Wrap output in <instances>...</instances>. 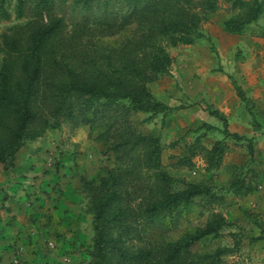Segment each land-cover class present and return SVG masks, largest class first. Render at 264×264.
Instances as JSON below:
<instances>
[{
	"label": "trees",
	"instance_id": "trees-1",
	"mask_svg": "<svg viewBox=\"0 0 264 264\" xmlns=\"http://www.w3.org/2000/svg\"><path fill=\"white\" fill-rule=\"evenodd\" d=\"M218 0H0V21H16L0 31V164L14 168L16 154L28 142L61 124L92 127L104 123L108 151L117 162L97 180H82L91 213L88 264H220L233 247L201 251L204 238H217L229 224L211 212L201 227L174 241L146 240L156 217L170 218L197 196H208L201 184L174 190L178 179L161 162L158 136L140 133L131 122L136 113L145 121L170 107L157 100L148 83L169 74L167 47L207 39L201 30L218 9ZM237 13L222 22V30L242 34L264 15V0H224ZM122 36L113 44L101 38ZM95 40V41H94ZM216 54V52H215ZM212 71L222 73L221 67ZM249 116L250 100L231 75L225 74ZM202 124L193 132L218 131L222 137L204 152L207 170L218 167L225 140L244 141L250 158L253 138ZM189 154L176 158L191 166ZM243 189L233 178L229 190ZM264 229L252 241L263 238Z\"/></svg>",
	"mask_w": 264,
	"mask_h": 264
},
{
	"label": "rangeland",
	"instance_id": "rangeland-1",
	"mask_svg": "<svg viewBox=\"0 0 264 264\" xmlns=\"http://www.w3.org/2000/svg\"><path fill=\"white\" fill-rule=\"evenodd\" d=\"M217 4L216 12L201 26L207 39L167 47L169 74L148 83L157 100L177 109L149 121H145L147 113L131 116L140 133L159 137L165 171L178 179L174 190L194 183L209 193L195 197L168 219L156 217L146 240L151 244L174 241L217 212L229 224L219 237L202 239L196 249L233 247L220 264H264V233L261 240L252 241L264 229V15L242 34L232 35L222 30V22L237 10L224 0ZM24 21L12 16L0 21V31ZM121 37L101 41L113 44ZM250 38L257 39L253 47L247 44ZM218 67L222 73L212 71ZM225 74L249 98L254 119ZM209 110L225 117L229 132L253 138L252 158L244 141L227 139L218 167L206 169L204 152L222 135L206 132L196 141L200 132L193 131L202 124L223 128ZM110 141L103 122L91 128L63 123L28 142L12 170L0 169V264H88L92 227L82 180H97L116 166L114 153L107 150ZM189 146L193 147L191 166H177L176 158L188 155ZM237 177L243 189L233 193L229 185Z\"/></svg>",
	"mask_w": 264,
	"mask_h": 264
},
{
	"label": "crops",
	"instance_id": "crops-1",
	"mask_svg": "<svg viewBox=\"0 0 264 264\" xmlns=\"http://www.w3.org/2000/svg\"><path fill=\"white\" fill-rule=\"evenodd\" d=\"M256 40H257L256 38H252V39L250 38V39L247 40V41H248L247 44H248V45H251V46L253 47V45H255V43L257 42ZM221 111H223V109H221ZM232 133H235V132H232ZM236 134H237V133H236ZM23 147H24V146H23ZM23 147H22V148H23ZM22 148H20V149L18 150L17 154L19 153V151H20ZM17 154H16V155H17ZM17 156H18V155H17ZM17 156H16L15 161H14V167L17 166ZM0 169H1V171L5 172V173L8 172V171H5L4 169H2V165H1V164H0ZM7 176H8V175H7ZM9 187H10V186H9Z\"/></svg>",
	"mask_w": 264,
	"mask_h": 264
}]
</instances>
